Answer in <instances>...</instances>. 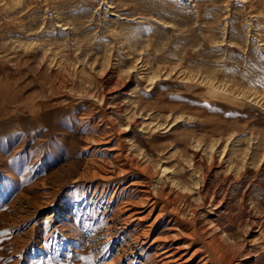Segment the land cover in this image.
<instances>
[{"label": "rangeland", "instance_id": "1", "mask_svg": "<svg viewBox=\"0 0 264 264\" xmlns=\"http://www.w3.org/2000/svg\"><path fill=\"white\" fill-rule=\"evenodd\" d=\"M132 183L150 240L264 264V0H0V264H152Z\"/></svg>", "mask_w": 264, "mask_h": 264}, {"label": "bare ground", "instance_id": "2", "mask_svg": "<svg viewBox=\"0 0 264 264\" xmlns=\"http://www.w3.org/2000/svg\"><path fill=\"white\" fill-rule=\"evenodd\" d=\"M104 128H106V125ZM109 128H107V129H109ZM93 142H94V146L97 145V146H99V148L100 147H107L108 143H109L108 139H106V138L104 139V135H102V137L99 138L98 140H93ZM109 149H110V147H109ZM109 149L105 148V150H104L105 154H107L106 152L109 153V151H111ZM111 149H112V147H111ZM101 154H103V153H101ZM112 156H111L112 162H115V163L118 162L121 159V157H124V156H121L120 151H118L115 155H113V153H112ZM90 163H92V162H90ZM104 164L105 163L102 161L101 165L94 163L90 167L93 169V172L91 171L92 176L98 177L100 175V176H102V179L106 182H111V181H113L114 178H118L120 176H125L127 174H130L131 171H135V172H137V174L138 173L145 174L151 170L149 168V166H142L141 164L139 165V164H133V163L132 164L122 163L120 165L115 164L116 166H114V167H107V169L106 168L104 169L102 167V165H104ZM104 185H106V184H104ZM136 185H137L136 183H132V184H130L129 187H130V189L134 188L135 190H137L136 191L137 196L136 197L134 196L137 199V201L132 200L134 202H131L130 201L131 198L129 200V198L126 197V198H128V200H126V201L124 200V202L119 201L120 203L118 204L117 209H116L117 214L119 215V218H120L119 221L122 222V228L125 230V232H126V230H128V232H130L132 234L134 242L140 246V249L142 248L143 253H145V256H148V260H151L152 264H192V262L194 261L193 255L197 254V252L195 250V252L192 253L189 257H186L187 254L184 253V251H185L184 247L179 246L177 244L176 241L181 239L180 235L182 233V225L180 222L175 221L176 219L172 220L173 225H172V228L170 227L171 230L169 231L167 236H164V238H160V239L156 238L154 240H150V236L153 234V230L155 229L157 224H159L160 221L162 220V215L155 216V218H153V220L149 224L146 225L145 220L148 219L153 214L156 203L154 202V200L151 201L148 198V195H147L148 192L147 191L138 190V187ZM130 189L128 188L127 190L129 191ZM121 192H122V190H121ZM117 198H118V196H117ZM115 208H116V206H115ZM144 213H146V214H144ZM143 214H144V216H143ZM168 220H170V219H168ZM119 225H120V223H119ZM183 229H185V228H183ZM185 246H187L186 243H185ZM208 246L211 250L212 257L214 256L216 262L222 263V264H233V259H234L233 257L234 256L232 254H227V253L223 252L224 246L222 243H220L218 241V239L213 238L211 240V242L208 243ZM187 251H189V250H187ZM201 258H202V256H201ZM198 262H199V264H210L209 259L207 260V259L202 258ZM145 263H146V261H145Z\"/></svg>", "mask_w": 264, "mask_h": 264}]
</instances>
